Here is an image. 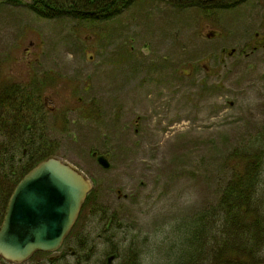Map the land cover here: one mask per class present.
Instances as JSON below:
<instances>
[{
  "label": "rangeland",
  "instance_id": "rangeland-1",
  "mask_svg": "<svg viewBox=\"0 0 264 264\" xmlns=\"http://www.w3.org/2000/svg\"><path fill=\"white\" fill-rule=\"evenodd\" d=\"M0 83L41 95L51 142L40 155L92 186L59 260L36 253L20 264H172L201 219L214 237L223 189L254 157L252 208L264 218V0L210 20L141 0L104 21L0 1ZM233 235L248 249L252 233Z\"/></svg>",
  "mask_w": 264,
  "mask_h": 264
},
{
  "label": "trees",
  "instance_id": "trees-1",
  "mask_svg": "<svg viewBox=\"0 0 264 264\" xmlns=\"http://www.w3.org/2000/svg\"><path fill=\"white\" fill-rule=\"evenodd\" d=\"M12 2L16 5H26L30 10L43 18L60 19L72 17L81 20L104 21L110 20L141 0H0ZM179 9L197 8L208 20L214 19L219 11L242 5L247 0H167ZM215 21V20H214ZM0 124L5 130L16 135L23 134L35 122L38 114L45 116V109L41 95L31 89L18 86H5L0 83ZM16 124V125H14ZM51 155L41 156L38 160ZM257 157L250 158L246 163V171L234 177L230 185L223 189L217 205L216 217L209 229L215 234L213 238L206 237L210 221L201 219L194 230L190 227L189 250H184L172 264H264V257H258V249L264 247V218L258 217V210L252 208V199L257 191L255 175L258 170L251 169ZM253 168V167H252ZM13 186L9 188V191ZM3 195L0 196L1 201ZM9 194L5 195V205ZM4 205V206H5ZM241 220V221H240ZM262 222H261V221ZM261 222V223H259ZM261 225V226H258ZM229 229V231H228ZM236 229V230H235ZM232 232V237L228 236ZM252 233L250 246L240 247L238 239L233 234ZM203 232L204 236L203 237ZM258 235L260 240L258 241ZM207 239V241L205 240ZM204 241V242H203ZM193 242V245L190 244ZM237 242V243H236ZM200 244V245H199ZM191 250V254L188 252ZM37 253H43L38 251ZM250 254L252 256H250ZM59 259L51 260L52 263Z\"/></svg>",
  "mask_w": 264,
  "mask_h": 264
},
{
  "label": "water",
  "instance_id": "water-1",
  "mask_svg": "<svg viewBox=\"0 0 264 264\" xmlns=\"http://www.w3.org/2000/svg\"><path fill=\"white\" fill-rule=\"evenodd\" d=\"M93 155L104 168L111 166L106 155ZM91 187L78 168L59 158L49 157L38 163L10 197L0 226V254L23 262L37 250L57 251L74 226ZM114 258L108 257V264Z\"/></svg>",
  "mask_w": 264,
  "mask_h": 264
},
{
  "label": "flooded vegetation",
  "instance_id": "flooded-vegetation-1",
  "mask_svg": "<svg viewBox=\"0 0 264 264\" xmlns=\"http://www.w3.org/2000/svg\"><path fill=\"white\" fill-rule=\"evenodd\" d=\"M44 109L46 110L45 104ZM44 118L45 116H40L39 118L37 114L35 122L28 127L27 131L23 132V134L16 133V135L6 131L5 125L0 124V137L2 138L0 142V195H3L5 198V195L9 194L0 225L4 219L9 199L18 183L38 163L39 158L42 156L40 152L49 148L48 145L51 141H49V134H45V130L48 129L44 125L42 126ZM29 130H31V133L28 136L27 133ZM44 144L46 147H44ZM33 145L35 146L34 149H32ZM16 179H18L17 182ZM11 186H13V189L10 192L9 188ZM70 232L63 239V248L67 244Z\"/></svg>",
  "mask_w": 264,
  "mask_h": 264
}]
</instances>
